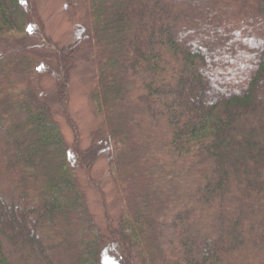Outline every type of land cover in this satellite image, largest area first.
Segmentation results:
<instances>
[{
    "label": "trees",
    "instance_id": "1",
    "mask_svg": "<svg viewBox=\"0 0 264 264\" xmlns=\"http://www.w3.org/2000/svg\"><path fill=\"white\" fill-rule=\"evenodd\" d=\"M76 1L59 48L35 0H0V264H264V0ZM85 44L101 122L75 165L37 52L65 108ZM103 153L122 203L107 235L75 174Z\"/></svg>",
    "mask_w": 264,
    "mask_h": 264
},
{
    "label": "rangeland",
    "instance_id": "2",
    "mask_svg": "<svg viewBox=\"0 0 264 264\" xmlns=\"http://www.w3.org/2000/svg\"><path fill=\"white\" fill-rule=\"evenodd\" d=\"M35 10L45 35L50 38L53 44L60 48L75 41L80 31V20L85 12L84 6L80 5L78 1L35 0ZM4 48L5 46L0 44V49ZM85 51L86 44L74 58L65 108L59 105L56 98V79L48 68L51 57L45 52H37L40 56L37 59L40 85L53 112L54 121L59 128L64 144L72 155L71 162L73 164H75V151H82L90 146L101 122L89 99L94 75L91 74L86 63ZM75 174L96 233L107 235V220L110 218L115 222L119 219L122 203L114 189L111 166L106 154L103 153L90 170L80 169L76 166ZM105 263L110 264L109 259H105Z\"/></svg>",
    "mask_w": 264,
    "mask_h": 264
}]
</instances>
